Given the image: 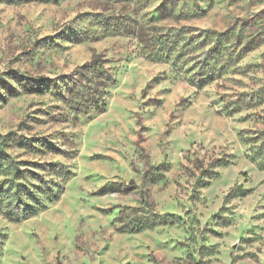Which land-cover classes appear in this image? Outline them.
<instances>
[{"label": "rangeland", "instance_id": "rangeland-1", "mask_svg": "<svg viewBox=\"0 0 264 264\" xmlns=\"http://www.w3.org/2000/svg\"><path fill=\"white\" fill-rule=\"evenodd\" d=\"M0 155V264H264V0H0Z\"/></svg>", "mask_w": 264, "mask_h": 264}, {"label": "trees", "instance_id": "trees-1", "mask_svg": "<svg viewBox=\"0 0 264 264\" xmlns=\"http://www.w3.org/2000/svg\"><path fill=\"white\" fill-rule=\"evenodd\" d=\"M5 156H8V155H5ZM1 166H2V163L0 162V170H1ZM3 183H4V179H0V205L6 204L5 207L9 215H14L19 210H22L23 213L21 214V216L23 218H26L28 217V215H33L38 211L37 208L28 209V205H27V203L29 201H32V199L34 198V195L36 193L35 190L29 191L28 188L24 184L18 182L16 185L10 188V190H15V191L12 193L10 198L7 197L6 199V197H3V193L8 189L4 186ZM53 198L54 197H51L50 201Z\"/></svg>", "mask_w": 264, "mask_h": 264}]
</instances>
